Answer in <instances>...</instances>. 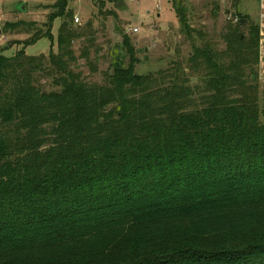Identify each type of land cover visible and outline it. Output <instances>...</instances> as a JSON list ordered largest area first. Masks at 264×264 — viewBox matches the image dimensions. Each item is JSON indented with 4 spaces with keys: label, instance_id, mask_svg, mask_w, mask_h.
Returning <instances> with one entry per match:
<instances>
[{
    "label": "trees",
    "instance_id": "16d2710c",
    "mask_svg": "<svg viewBox=\"0 0 264 264\" xmlns=\"http://www.w3.org/2000/svg\"><path fill=\"white\" fill-rule=\"evenodd\" d=\"M68 5L49 25H73ZM71 24L49 58L0 52V264H264V107L239 27L229 64L193 48L200 89L138 74L128 40L104 84L84 81Z\"/></svg>",
    "mask_w": 264,
    "mask_h": 264
},
{
    "label": "rangeland",
    "instance_id": "374dc122",
    "mask_svg": "<svg viewBox=\"0 0 264 264\" xmlns=\"http://www.w3.org/2000/svg\"><path fill=\"white\" fill-rule=\"evenodd\" d=\"M120 1L123 4L119 8ZM57 2L0 0L3 56L13 58L20 51L32 58H49L51 51L58 54L59 30L72 19H58L49 25ZM178 6L187 11L194 30L190 38L180 24ZM67 11L80 19V23L71 24L80 33L71 43L75 57L72 69L84 81L99 84L105 83L115 54L128 40L137 48L138 74L162 79L160 87L171 85L177 78L182 85L202 89L206 71L191 68L193 48L209 45L229 64L226 37L238 26L237 34L248 49L240 60L246 73L243 80L252 84L259 106L264 107V0H69ZM48 78L41 79L47 89L52 84Z\"/></svg>",
    "mask_w": 264,
    "mask_h": 264
},
{
    "label": "water",
    "instance_id": "95a60500",
    "mask_svg": "<svg viewBox=\"0 0 264 264\" xmlns=\"http://www.w3.org/2000/svg\"><path fill=\"white\" fill-rule=\"evenodd\" d=\"M122 4H123V1H120L119 4H118V7L120 8L122 6ZM22 9L24 10V7H22ZM242 24H244V22ZM1 34H2V28L0 26V35Z\"/></svg>",
    "mask_w": 264,
    "mask_h": 264
},
{
    "label": "built area",
    "instance_id": "2783aa9c",
    "mask_svg": "<svg viewBox=\"0 0 264 264\" xmlns=\"http://www.w3.org/2000/svg\"><path fill=\"white\" fill-rule=\"evenodd\" d=\"M74 21L78 24V23H80V19L78 18V17H76L75 19H74Z\"/></svg>",
    "mask_w": 264,
    "mask_h": 264
}]
</instances>
